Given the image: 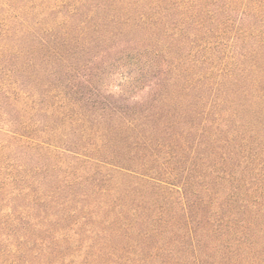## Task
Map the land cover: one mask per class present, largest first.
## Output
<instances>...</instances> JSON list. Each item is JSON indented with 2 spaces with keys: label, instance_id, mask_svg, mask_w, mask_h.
I'll use <instances>...</instances> for the list:
<instances>
[{
  "label": "trees",
  "instance_id": "16d2710c",
  "mask_svg": "<svg viewBox=\"0 0 264 264\" xmlns=\"http://www.w3.org/2000/svg\"><path fill=\"white\" fill-rule=\"evenodd\" d=\"M122 1L119 9L117 0H98L86 16L82 4L43 28L22 15L34 11V1L16 8L13 0H0V48L19 61L15 71L10 70V80L14 72L36 68L34 60H40L42 52V61L54 66L96 48L102 51L98 59L127 57L124 67L141 71L118 86L121 103L101 96L103 87L79 100L85 109L98 112L94 123L103 127H90L86 115L78 114L75 122L82 125L79 133L88 145L70 149L65 143L64 148L59 144L68 136L58 133L30 137L24 121H17L20 131H11V139L23 147L68 152L93 168L95 173L88 177L98 179L102 198L91 209L117 214L113 219L96 213L109 227L118 226L116 235L137 233L152 239L178 233L185 241L182 252L191 258L68 260L62 254L70 246L43 242L47 233H59L47 230L37 237L18 227L0 234V264H264V0ZM109 6L114 14L101 19L97 11ZM142 6L146 12L155 11L154 16L139 10ZM134 29L146 30L154 40L169 37L171 43L158 40L160 49L152 53L148 45L135 47L138 51L130 48V41L124 47H109L108 41L123 40ZM29 36L33 50L23 48ZM183 44L190 48L182 54L178 51ZM90 81H85L87 88L93 87ZM103 90L109 92L107 87ZM65 104L56 111L71 106ZM9 148L0 145V171L23 167L5 157ZM171 159L176 162L167 168ZM103 167L134 185L122 195L119 187L110 186L113 174L99 172ZM80 179L84 178L76 171L60 183L76 185ZM4 181L3 189L10 185ZM41 182L37 185L42 188Z\"/></svg>",
  "mask_w": 264,
  "mask_h": 264
},
{
  "label": "rangeland",
  "instance_id": "374dc122",
  "mask_svg": "<svg viewBox=\"0 0 264 264\" xmlns=\"http://www.w3.org/2000/svg\"><path fill=\"white\" fill-rule=\"evenodd\" d=\"M27 1L13 0V4L17 8ZM31 1H34L35 9L34 11H29V9L25 12L22 11L24 19L41 23L45 28L61 21L69 13L72 14L75 12L74 8L82 4L87 7V10L84 9L86 10L84 16H86L95 9L94 6L98 0ZM117 2L119 3L115 4V7L122 9L121 6L124 3L120 2L123 1L117 0ZM144 7H139L142 8L139 10L154 16L155 11L146 12ZM112 8L109 6L108 9L104 8L105 11L103 9L97 11L101 19L104 20L113 15ZM75 20L77 22L80 18ZM1 36L0 46L3 38ZM30 36L23 43V48L26 50L35 49ZM125 36V39L120 41L118 39L108 41L109 47L111 45L116 48L124 47L126 42L130 41L133 46L130 48L136 50L135 47L148 45L149 52L152 53V51L160 49L158 40L171 43L169 37L160 35L154 40L146 30L141 29H134L130 33H126ZM183 46L184 49L179 51L175 46L174 51L186 53L190 46L184 44ZM136 51L132 56L138 54ZM100 52H102L100 48L84 51L70 56L68 63L57 61L54 66H48L42 61V57H44V52H42L41 59L34 60L37 65L36 68L29 71L25 70L22 73L20 70L19 73L14 72L13 79L10 80L12 78L9 77L10 70L15 71L19 61L8 51H2L0 48V145H10L11 148L5 151V157L11 159L12 165L20 164L23 166L18 170H13L12 167L8 166L9 170L0 171V234L10 233V230L18 227L34 232L37 237L44 235L47 230L57 232L59 235L57 234L56 237H51L48 233L47 236H42L44 237L43 242L45 244L52 242L61 248L66 245L70 246V251L63 250L62 254L68 260H123L133 262L142 259L149 261L189 260L191 255L182 252L185 250V241L179 237L180 234L178 233H176V237L172 235L168 238L166 236L145 239V237H139L137 233H135L136 235L131 233L130 237H123L115 234L118 226L109 227L108 224L96 217V213H105V216L114 219L117 214L104 211L105 209H91L94 201L102 198L98 179L95 182L94 179L89 180L88 177L95 173L93 168L83 166L81 161H77L76 157L68 152L65 153L62 150L47 152L36 147H23L11 139V131H20L17 121H24L28 127L25 133L30 137L37 139V137H48V133L50 135L58 133L62 136L67 135L69 139V141L62 139L60 146L66 143V148L75 149L76 147L79 149L88 145V141L82 140L79 133L82 125L75 122L78 114L86 115L87 121L91 123L89 124L90 127L96 130L103 127L94 123L98 112L85 109L79 100L87 98L94 91V88L103 87L105 89L107 87L109 92L105 93L102 89L100 95L110 97L114 103H121L123 97H121V90L118 86L128 81L131 82L141 74V71L136 68H130L127 65L126 68L124 67L128 61L125 60L127 57L120 60L116 56L109 58V55H106L105 60L102 61V58H97ZM22 61L21 58L20 62ZM53 61L55 62V60ZM103 62H105L104 65ZM95 67L97 68L94 70ZM91 68L93 70H90ZM17 80L20 82H16ZM86 80H91L93 87L89 85L90 88H87ZM19 88L20 92L18 91ZM8 91H13L15 94L11 96ZM145 98L149 99V96L146 95ZM17 101L21 102L16 104ZM64 103H67L64 107H67L69 103L71 106L56 111ZM180 106L183 107L185 104L181 103ZM63 111L65 116H62V120L59 116ZM190 141L193 142L192 139ZM192 161L197 162L195 159ZM175 162L176 159H171L170 163L166 165L167 168L174 165ZM156 164L153 163V165ZM76 171L78 176L84 178L80 179L79 183L68 186L60 183L64 176ZM99 172L102 176L112 173L105 167L101 168ZM112 174L115 178L110 182V186L119 187L122 195L134 185L132 180L122 179L117 174ZM4 179H8L10 185L3 189ZM38 180L42 181V188L37 185ZM89 209L91 211H88ZM171 216L176 218V214ZM131 220L135 222L133 219ZM32 241L41 242L42 239L33 238ZM162 248L169 250L162 251Z\"/></svg>",
  "mask_w": 264,
  "mask_h": 264
}]
</instances>
